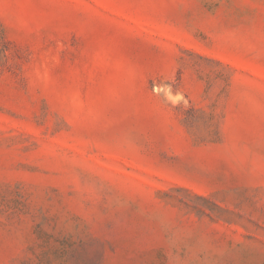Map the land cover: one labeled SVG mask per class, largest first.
Listing matches in <instances>:
<instances>
[{
	"label": "rangeland",
	"instance_id": "374dc122",
	"mask_svg": "<svg viewBox=\"0 0 264 264\" xmlns=\"http://www.w3.org/2000/svg\"><path fill=\"white\" fill-rule=\"evenodd\" d=\"M0 264H264V0H0Z\"/></svg>",
	"mask_w": 264,
	"mask_h": 264
}]
</instances>
